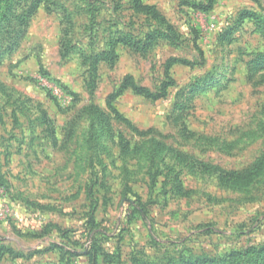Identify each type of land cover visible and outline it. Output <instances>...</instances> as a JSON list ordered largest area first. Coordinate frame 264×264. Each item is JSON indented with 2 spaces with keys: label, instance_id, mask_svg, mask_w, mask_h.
Listing matches in <instances>:
<instances>
[{
  "label": "rangeland",
  "instance_id": "obj_1",
  "mask_svg": "<svg viewBox=\"0 0 264 264\" xmlns=\"http://www.w3.org/2000/svg\"><path fill=\"white\" fill-rule=\"evenodd\" d=\"M33 1L0 37V264H264V173L225 176L264 155V0H46L20 23Z\"/></svg>",
  "mask_w": 264,
  "mask_h": 264
},
{
  "label": "trees",
  "instance_id": "obj_2",
  "mask_svg": "<svg viewBox=\"0 0 264 264\" xmlns=\"http://www.w3.org/2000/svg\"><path fill=\"white\" fill-rule=\"evenodd\" d=\"M14 0H0V37L4 35L10 34V31H12L11 26H7L6 19L9 17L10 12L12 11V8H14V5L17 6L16 3L13 2ZM46 0H34L30 7L28 8V4L24 6L25 11L22 15V19L20 20V23H23V19L26 20L28 17H32L33 14L36 13L38 8L45 3ZM136 5L140 6L142 5L140 0H134ZM19 6V5H18ZM147 10H151L150 8L145 7ZM157 16V15H156ZM164 34L161 31H156L150 35H148L145 39V41L140 45L141 43H131L132 47L135 50H141V51H148L152 48L153 44L157 39L160 37H163ZM123 42H125V39H123ZM17 46L15 43H11L9 47H7L1 54H0V64L4 61V59L8 56L11 55L12 53L15 52ZM106 60L108 57H113V53H108L105 54ZM258 60L264 65V55H261ZM205 169L208 171H213V172H221L218 167H213L210 165H204ZM264 173V155L254 164L253 168L250 170L244 172V173H236V172H231L229 174H225L228 178H231L234 183H252L256 179H258L262 174ZM94 250H88V252L85 254L86 256H94Z\"/></svg>",
  "mask_w": 264,
  "mask_h": 264
},
{
  "label": "built area",
  "instance_id": "obj_3",
  "mask_svg": "<svg viewBox=\"0 0 264 264\" xmlns=\"http://www.w3.org/2000/svg\"><path fill=\"white\" fill-rule=\"evenodd\" d=\"M56 92H57V93H59V91H58V90H56Z\"/></svg>",
  "mask_w": 264,
  "mask_h": 264
}]
</instances>
